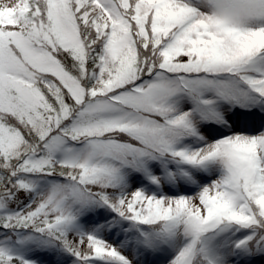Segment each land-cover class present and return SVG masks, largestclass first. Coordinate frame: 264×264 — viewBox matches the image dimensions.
<instances>
[{"label":"snow or ice","instance_id":"snow-or-ice-1","mask_svg":"<svg viewBox=\"0 0 264 264\" xmlns=\"http://www.w3.org/2000/svg\"><path fill=\"white\" fill-rule=\"evenodd\" d=\"M0 264H264V0H0Z\"/></svg>","mask_w":264,"mask_h":264}]
</instances>
